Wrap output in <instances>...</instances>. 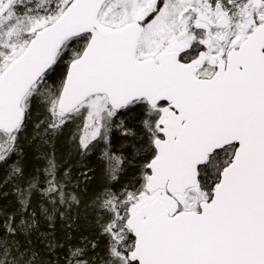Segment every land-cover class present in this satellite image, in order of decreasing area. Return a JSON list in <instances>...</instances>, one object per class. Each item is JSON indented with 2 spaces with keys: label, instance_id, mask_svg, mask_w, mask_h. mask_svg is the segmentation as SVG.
Masks as SVG:
<instances>
[{
  "label": "snow or ice",
  "instance_id": "1",
  "mask_svg": "<svg viewBox=\"0 0 264 264\" xmlns=\"http://www.w3.org/2000/svg\"><path fill=\"white\" fill-rule=\"evenodd\" d=\"M0 167V264H264V0H0Z\"/></svg>",
  "mask_w": 264,
  "mask_h": 264
},
{
  "label": "trees",
  "instance_id": "2",
  "mask_svg": "<svg viewBox=\"0 0 264 264\" xmlns=\"http://www.w3.org/2000/svg\"><path fill=\"white\" fill-rule=\"evenodd\" d=\"M71 130L73 129L70 128L68 131H71ZM68 131H66L65 133V138L62 140L60 139L59 141V148H60L61 154H66L69 150L68 145L66 143ZM102 147L103 146L101 145L100 148H98L94 153H92L87 159L89 166L93 169L91 189L94 192L101 189L105 183L104 172H105L106 164H105V161L101 158ZM29 154L31 156V150H29ZM32 163H35V161L33 160ZM5 171H6L5 168L0 167V177H3ZM11 199H12L11 196H9L7 200L0 197V205L7 204L8 200H11ZM83 215H84L83 210H81V216L83 217ZM81 223H84L83 219L81 220Z\"/></svg>",
  "mask_w": 264,
  "mask_h": 264
},
{
  "label": "rangeland",
  "instance_id": "3",
  "mask_svg": "<svg viewBox=\"0 0 264 264\" xmlns=\"http://www.w3.org/2000/svg\"><path fill=\"white\" fill-rule=\"evenodd\" d=\"M64 138H65V136L64 137H61V140L64 139Z\"/></svg>",
  "mask_w": 264,
  "mask_h": 264
}]
</instances>
